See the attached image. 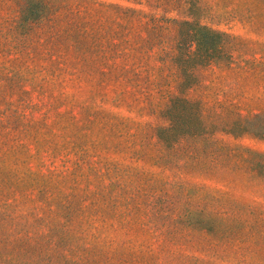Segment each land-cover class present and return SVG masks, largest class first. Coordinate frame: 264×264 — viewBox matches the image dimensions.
<instances>
[{"label": "rangeland", "instance_id": "374dc122", "mask_svg": "<svg viewBox=\"0 0 264 264\" xmlns=\"http://www.w3.org/2000/svg\"><path fill=\"white\" fill-rule=\"evenodd\" d=\"M25 1L0 0V264L208 260L190 221L264 206V0H30L41 17L16 28ZM183 20L227 37L179 90ZM175 95L205 130L165 149ZM242 239L264 264V233Z\"/></svg>", "mask_w": 264, "mask_h": 264}, {"label": "trees", "instance_id": "16d2710c", "mask_svg": "<svg viewBox=\"0 0 264 264\" xmlns=\"http://www.w3.org/2000/svg\"><path fill=\"white\" fill-rule=\"evenodd\" d=\"M31 3L32 1L26 0L19 8L16 28L29 27L31 23L41 17L40 12L32 11ZM176 36V53L172 60L179 71L180 78L177 88L180 90L181 87H188L189 83L186 81L194 78L193 71L197 67L204 66L223 56V46L227 35L194 21L183 20L177 23ZM180 104L184 107L183 112L180 111ZM196 105L195 100L179 95L169 99L162 110L167 123L157 126L155 129L156 139L163 148L173 149L181 137L196 136L204 132L205 126ZM182 120L187 123L191 121L190 127H181L180 122ZM249 152L262 159L250 163L249 167L254 169L257 176L264 181V153ZM230 203L236 205V208L245 210L246 216L205 222L190 221L191 223H188L190 227L196 228L198 226L205 229L209 235L207 244L203 246V252L208 254L209 259L190 255L189 259L194 264H219L218 260H230L229 262L232 264H257L252 261V255L256 250H251L249 247L251 241L245 243L246 240L243 241L242 238L243 235L251 232L264 233V206L251 201H232ZM229 207L235 206H226L227 209ZM232 233L233 237H229ZM72 264H78V261L74 260Z\"/></svg>", "mask_w": 264, "mask_h": 264}]
</instances>
